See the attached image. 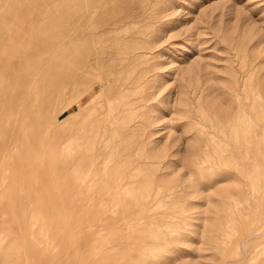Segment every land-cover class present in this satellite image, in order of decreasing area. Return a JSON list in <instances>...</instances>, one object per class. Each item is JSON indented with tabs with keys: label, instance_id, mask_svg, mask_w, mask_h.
Segmentation results:
<instances>
[{
	"label": "rangeland",
	"instance_id": "rangeland-1",
	"mask_svg": "<svg viewBox=\"0 0 264 264\" xmlns=\"http://www.w3.org/2000/svg\"><path fill=\"white\" fill-rule=\"evenodd\" d=\"M100 44L135 49L131 215L70 143ZM0 264H264V0H0Z\"/></svg>",
	"mask_w": 264,
	"mask_h": 264
},
{
	"label": "bare ground",
	"instance_id": "bare-ground-1",
	"mask_svg": "<svg viewBox=\"0 0 264 264\" xmlns=\"http://www.w3.org/2000/svg\"><path fill=\"white\" fill-rule=\"evenodd\" d=\"M112 1L113 0H109V5ZM143 7L142 10L144 9ZM143 17L145 19L148 18L141 10L138 12L125 10L124 12L111 14L110 24L117 27L122 24L135 23L136 19ZM128 50L129 52H127ZM134 51L135 49L131 50L121 45H117L113 48L105 47L103 44L97 45L93 51H90L91 53L88 55V59L68 77V82L71 83L70 90L73 91L80 89V86L83 85L89 77H94H92L91 85L86 88L78 98L70 100L72 105H77L79 112V110H82L81 104L84 99V97L81 98V96L89 94L93 98L86 108L90 110V113L72 128L70 143L75 144L79 148H85L86 153H88L90 157H86L85 159L87 161L86 167L89 168V171L93 170L97 163L100 164L102 162L104 165L110 163V166H106L110 169V173L108 177L105 178V182L107 184L106 194L108 196V202L111 204L108 206L105 201V205L106 207L115 209V213L125 215L135 214V212L140 210L139 201L148 196L147 189L138 193L140 185L144 184V182H140L141 176L140 179L138 178L139 180L137 179L138 174L136 173L141 157L138 156L137 159L135 155L136 152L134 153L131 151V141L138 131L135 120L137 117L135 115L137 107L135 105L140 101L135 98L136 94H134L138 83V78H136L135 73L137 68L134 66L129 69L127 66V63L131 60L133 61L135 58L133 55ZM115 60L118 62L117 68H114V65H112V61ZM60 85L61 81L59 82V87ZM63 96L64 95H62L61 98ZM64 116L65 113L62 117ZM137 119H139V117ZM65 123L66 120L63 121V125H65ZM67 136L68 132L66 131L62 134L63 140ZM126 163L128 166L123 168ZM144 163L148 164L147 161H144ZM141 164H143V162ZM80 165H82L81 162L78 166ZM147 169L146 172H148ZM143 177H145V175H143ZM151 182L153 183L154 180H151ZM146 184L147 183H145V186H147ZM76 189L77 192L80 191L79 187ZM152 189L154 190V187H152ZM157 190L156 194H162L161 187H157ZM87 194H90V191H88ZM39 232H41V230ZM50 232L52 233V230Z\"/></svg>",
	"mask_w": 264,
	"mask_h": 264
}]
</instances>
